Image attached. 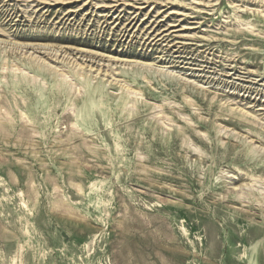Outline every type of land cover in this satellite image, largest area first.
I'll return each mask as SVG.
<instances>
[{
  "label": "rangeland",
  "instance_id": "rangeland-1",
  "mask_svg": "<svg viewBox=\"0 0 264 264\" xmlns=\"http://www.w3.org/2000/svg\"><path fill=\"white\" fill-rule=\"evenodd\" d=\"M0 264H264V0H0Z\"/></svg>",
  "mask_w": 264,
  "mask_h": 264
},
{
  "label": "bare ground",
  "instance_id": "bare-ground-1",
  "mask_svg": "<svg viewBox=\"0 0 264 264\" xmlns=\"http://www.w3.org/2000/svg\"><path fill=\"white\" fill-rule=\"evenodd\" d=\"M3 43V42H2ZM4 43H6V42H4ZM26 46V45H25ZM30 46H28V47H24V48H26V49H31V48H29ZM21 48V47H20ZM34 49V51L35 52H37V51H39V50H43V48L42 47H40V46H38V47H34L33 48ZM45 49V48H44ZM26 51V50H25ZM28 52V51H27ZM26 53V52H25ZM59 54V53H58ZM52 55V54H51ZM56 55V54H55ZM55 57V56H54Z\"/></svg>",
  "mask_w": 264,
  "mask_h": 264
}]
</instances>
